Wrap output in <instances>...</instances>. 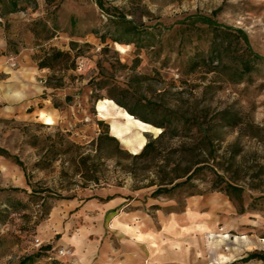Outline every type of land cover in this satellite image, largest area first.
I'll list each match as a JSON object with an SVG mask.
<instances>
[{
  "label": "rangeland",
  "instance_id": "rangeland-1",
  "mask_svg": "<svg viewBox=\"0 0 264 264\" xmlns=\"http://www.w3.org/2000/svg\"><path fill=\"white\" fill-rule=\"evenodd\" d=\"M0 29L3 53L30 51L46 87L0 111V264L46 244L27 264H69L56 231L77 197L114 185L142 191L135 221L165 250L143 264H264V0H0ZM113 95L168 125L141 132L146 157L113 134L127 110ZM104 98L117 106L101 112Z\"/></svg>",
  "mask_w": 264,
  "mask_h": 264
},
{
  "label": "crops",
  "instance_id": "crops-1",
  "mask_svg": "<svg viewBox=\"0 0 264 264\" xmlns=\"http://www.w3.org/2000/svg\"><path fill=\"white\" fill-rule=\"evenodd\" d=\"M6 44L0 29V111L31 108L41 102L40 94L46 87L40 83L31 52L23 49L8 56L3 53ZM11 59H16L18 68H11ZM140 194V190L114 185L89 189L84 199L77 197L70 225L66 230L56 231V244L63 250L59 255L62 260L69 264H143L150 251L146 244L134 241L122 228L118 235L112 233L114 217L129 224L133 223L132 218L142 217ZM76 223L80 224L76 232L68 231Z\"/></svg>",
  "mask_w": 264,
  "mask_h": 264
},
{
  "label": "bare ground",
  "instance_id": "bare-ground-1",
  "mask_svg": "<svg viewBox=\"0 0 264 264\" xmlns=\"http://www.w3.org/2000/svg\"><path fill=\"white\" fill-rule=\"evenodd\" d=\"M110 106L111 107L117 106V103L110 98H104L97 104V107L101 112H103L104 110H108ZM40 115L44 117L46 123L48 124L54 123V119L51 115L45 113L44 111H41ZM120 116L126 119L125 123L124 124L113 123L111 129L113 131V134L119 139H121L125 144H127L132 149L133 152H138L146 144V139L141 132L160 131L159 127H154L150 123H147L139 118H136L127 110H124V112L121 113ZM132 128L137 129V135L133 137L130 136V134L132 133ZM135 220H136L135 218H132V221H134V223L129 224L125 222L123 218L114 217L112 222V228L113 229L114 227L115 228L119 227V229L122 228L126 233H128L131 237L134 238V241H137L139 243H145L146 246L151 251L155 252L158 255L160 254L162 255L165 250L163 248H159L158 235H156L154 232L144 230L145 225L142 222ZM176 224L177 222H175L174 225ZM167 239H169L168 240L169 246L176 253L181 255V259L185 260L186 256H184L183 254L186 253L185 250H189V248L183 247L182 242L178 240H172L170 238ZM223 257L221 259H216V261H213L211 264L220 263L221 261L225 260V258Z\"/></svg>",
  "mask_w": 264,
  "mask_h": 264
},
{
  "label": "trees",
  "instance_id": "trees-1",
  "mask_svg": "<svg viewBox=\"0 0 264 264\" xmlns=\"http://www.w3.org/2000/svg\"><path fill=\"white\" fill-rule=\"evenodd\" d=\"M98 4H99L100 6H103V3H102L101 1H98ZM11 5H12V8H13V9L17 7V3H16V2H12ZM197 18H199L198 20H202V22L208 24L209 26L214 25L216 28H218V25H216V23H214L213 20H212L211 18H209V17H203V16H200V17H197ZM214 26H213V27H214ZM229 28H230V27H229ZM230 29H232V28H230ZM236 31L238 32L239 36H240V37L243 39V41L245 42L246 47H247V49L249 50L248 52L252 55V57L255 58V59H256V58H262V56L258 55L257 53H254V52L251 50V48H250V44H249V39H248L247 34H246L244 31L240 30V29H237ZM44 66H47V64H46V63H42V64L40 65V67H44ZM244 69H246V70H250V69H251L250 62H249V63L247 62V63L244 65ZM112 98L115 99V100L117 101V103H119L121 106H124V107L127 108V105H126L122 100H120V99H118L117 97H115V95H113ZM127 110H128L129 113H131L132 115H137V116H138V114H137L134 110H132L131 108H127ZM141 118H142L145 122H147V123L152 122V123H154L155 125H157L158 127L163 128V130H162V132H161V135H163V134H165V133L167 132V127H168V125H167L163 120L152 121L151 119H149V118L146 117V116H142ZM151 145H152V141H148V142L144 145V147L142 148V150H141L139 153H136V154L134 155V157H135V158H143V157H146V156H147V153L149 152V150H150V148H151ZM52 249H53V245H51V244L43 245V246L39 249V251H38L37 253H34V254L27 255V256L23 257V258L20 260V262H19L18 264H27L28 261H34L37 257H40L41 255L46 254V253H48V252H51ZM257 256H258L257 254H253V255H252V257H257ZM259 258H260V259H263V257H259Z\"/></svg>",
  "mask_w": 264,
  "mask_h": 264
},
{
  "label": "built area",
  "instance_id": "built-area-1",
  "mask_svg": "<svg viewBox=\"0 0 264 264\" xmlns=\"http://www.w3.org/2000/svg\"><path fill=\"white\" fill-rule=\"evenodd\" d=\"M11 65H12V66L16 65V63H15L14 61H12V59H11ZM59 252H60V253H63V250L60 249Z\"/></svg>",
  "mask_w": 264,
  "mask_h": 264
}]
</instances>
